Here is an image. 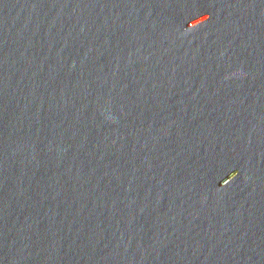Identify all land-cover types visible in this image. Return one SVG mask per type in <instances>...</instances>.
<instances>
[{
	"label": "water",
	"instance_id": "1",
	"mask_svg": "<svg viewBox=\"0 0 264 264\" xmlns=\"http://www.w3.org/2000/svg\"><path fill=\"white\" fill-rule=\"evenodd\" d=\"M0 264H264V0H0Z\"/></svg>",
	"mask_w": 264,
	"mask_h": 264
}]
</instances>
